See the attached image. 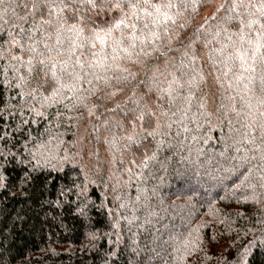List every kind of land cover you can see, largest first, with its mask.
<instances>
[{
  "label": "snow or ice",
  "instance_id": "obj_1",
  "mask_svg": "<svg viewBox=\"0 0 264 264\" xmlns=\"http://www.w3.org/2000/svg\"><path fill=\"white\" fill-rule=\"evenodd\" d=\"M200 7V0H0V188L92 228L107 205L87 195L88 174L107 164L115 207L107 208L105 235L122 246L106 250L112 264L126 254L127 264H152L176 242L151 234L155 212L139 193L166 160L187 159L185 148L204 156L213 128L220 130V147L207 157L213 179L231 183V196L247 189L245 202L264 204V0H219L197 21ZM77 167L79 183L69 176ZM54 172L69 182L57 185ZM132 182L134 200L125 191ZM130 205L131 215L116 210ZM257 222L264 249V219ZM100 237L86 234L93 247ZM189 237L180 244L192 256L198 241ZM254 243L234 246V264H250Z\"/></svg>",
  "mask_w": 264,
  "mask_h": 264
},
{
  "label": "trees",
  "instance_id": "obj_2",
  "mask_svg": "<svg viewBox=\"0 0 264 264\" xmlns=\"http://www.w3.org/2000/svg\"><path fill=\"white\" fill-rule=\"evenodd\" d=\"M200 3L199 14L196 15L197 21L201 20L203 11L207 8L212 9L216 2L200 0ZM208 135L212 139L208 144L202 145L206 150L204 156L197 159L195 153L189 155L185 148L182 155L188 157L187 159H181V155L178 154L166 160L165 167L160 168L156 179L147 184L146 191L139 193L142 199L144 196L148 197L152 205L148 210L155 212L151 218L152 229L149 231L152 235L163 238L158 243L167 241L169 235L177 237L175 243L167 242L160 258L153 260L152 264H184V261L179 259L181 254L187 259L188 264H226V262L234 264L230 255L234 246L247 244L253 239L255 255L250 264H264L261 225L257 222L264 219V212L261 211L264 204L245 202L244 196L249 194L247 189L243 190L242 194L231 196V183L227 184V188L216 183L213 179L215 165L212 161H208L207 157L214 149L220 147L217 143L220 130L213 128ZM66 139H71V136H66ZM104 155L102 151L101 159ZM165 155L170 154L165 153L159 159L164 161ZM94 165L95 160L89 167L92 168ZM70 167L71 165L66 166V168ZM156 167L159 168V165ZM79 172L80 168L77 167L76 171L69 173V176L78 183L83 180V176L78 175ZM52 175L56 177L57 185L69 182V176L56 172ZM88 175L89 180L92 181L87 187L89 198L97 205L104 201L107 208H114L115 202L110 187H105V184L112 183L109 180L107 164L103 165L102 174L98 175L95 171H91ZM153 185L156 187L155 195L152 192ZM139 187L144 189L145 185L141 184ZM125 191L133 200L138 195L135 182H132ZM48 198L55 200V191ZM107 208L105 217L100 218V222L96 223L95 227H82L71 216H59V209L53 210L45 206L44 211H41L22 195H13L8 189L0 188V264H103L102 257L108 260V264H112L111 259L106 256V250H119L122 246L115 243V235H105L109 231ZM130 208L131 205L129 210H116L123 215H131ZM236 212L242 213L243 217H237ZM136 214L142 218L144 211H138ZM92 215L98 217L94 210ZM89 231L101 233V237L95 242V247L86 238ZM133 231L137 230L133 229ZM245 232L247 236L244 235ZM189 233H191L190 237ZM184 237L198 241V248L191 250L194 251L192 256H189L180 244V240ZM138 242L147 243L143 236ZM148 246L152 247L150 244ZM176 247H180V253L173 251ZM157 251L160 249L157 248ZM116 259L117 264H127L129 257L126 254L123 259Z\"/></svg>",
  "mask_w": 264,
  "mask_h": 264
},
{
  "label": "rangeland",
  "instance_id": "obj_3",
  "mask_svg": "<svg viewBox=\"0 0 264 264\" xmlns=\"http://www.w3.org/2000/svg\"><path fill=\"white\" fill-rule=\"evenodd\" d=\"M219 0H215V2L217 3ZM212 13V9L211 8H207L203 11L201 17H204L206 15H210Z\"/></svg>",
  "mask_w": 264,
  "mask_h": 264
}]
</instances>
